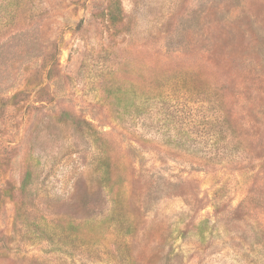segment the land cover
<instances>
[{
	"label": "rangeland",
	"instance_id": "374dc122",
	"mask_svg": "<svg viewBox=\"0 0 264 264\" xmlns=\"http://www.w3.org/2000/svg\"><path fill=\"white\" fill-rule=\"evenodd\" d=\"M0 264H264V0H0Z\"/></svg>",
	"mask_w": 264,
	"mask_h": 264
},
{
	"label": "trees",
	"instance_id": "16d2710c",
	"mask_svg": "<svg viewBox=\"0 0 264 264\" xmlns=\"http://www.w3.org/2000/svg\"><path fill=\"white\" fill-rule=\"evenodd\" d=\"M109 19H110L111 21H115L116 18L114 17V14H113V13L110 14Z\"/></svg>",
	"mask_w": 264,
	"mask_h": 264
}]
</instances>
